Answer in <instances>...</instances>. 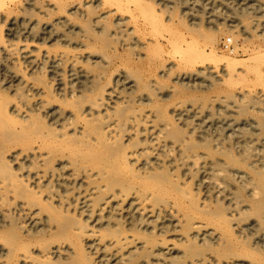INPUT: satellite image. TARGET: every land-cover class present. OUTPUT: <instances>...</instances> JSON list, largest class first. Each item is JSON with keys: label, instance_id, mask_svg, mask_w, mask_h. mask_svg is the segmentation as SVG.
<instances>
[{"label": "bare ground", "instance_id": "1", "mask_svg": "<svg viewBox=\"0 0 264 264\" xmlns=\"http://www.w3.org/2000/svg\"><path fill=\"white\" fill-rule=\"evenodd\" d=\"M173 1L0 0V264H264V93L212 30L222 76L166 87V45L184 72L203 38H166ZM227 8L264 34V0Z\"/></svg>", "mask_w": 264, "mask_h": 264}, {"label": "rangeland", "instance_id": "2", "mask_svg": "<svg viewBox=\"0 0 264 264\" xmlns=\"http://www.w3.org/2000/svg\"><path fill=\"white\" fill-rule=\"evenodd\" d=\"M176 1V0H174ZM173 1V5H168V7H166V16L164 17L165 21H166V38L167 37H171V36H180V34H183L184 36H189L187 30L189 32H195L196 28H199L198 31L202 32V37L203 38H199L198 41V46H199V50L201 51L200 57H198V62L197 65L195 67V69H189L188 71H184V72H180L179 68L181 67H177L179 65H177V58L173 57V54H175V52L166 45V65L170 66L171 62L174 65V67H172L171 64V71L172 74H167L166 75V87H173L176 85V82L174 83V78H176V75H181L184 74L186 72L189 73H194L197 76H203V75H198L199 71L204 70V71H209L212 70L214 72H216L219 76H222L221 74L224 73L225 71V67L221 62H216L213 61V59L211 58V45L209 44V42L204 39L206 34H208V32L210 30L216 32L217 35V41L214 45V48L216 49L217 53L219 56H234L235 58H237L238 60H242L244 62V66L243 69L245 71L244 75L245 77V81H246V86H247V90L248 92H253L251 94L250 92V96L252 97V95L254 96H259L261 92L264 93V59L262 57H264V34L262 35V31L259 28V30H255V32H257L256 34L254 33V31L251 29V36L248 37L247 39H245V36H240L238 35V33H234L231 34L229 33L227 30L230 29V25H232V23L230 22V17H231V13L230 10H228V5H231V1L232 0H215L214 2H216V4H213V0H210L211 4L210 5H214V8H212V10L214 9V11L217 13V18L216 16H213L211 14V10H202L200 8H195L192 7V5H190V9L192 12H194L198 17H200L202 19V21L199 20H190V18H188L187 14L189 13V11H187L185 9V6L183 5L182 2H184V0H177V2L180 3H176ZM207 3V2H205ZM167 6V4H166ZM187 11V13L185 14V12ZM251 15V14H249ZM164 16V15H163ZM187 16V17H186ZM253 20L256 18H254V16H257L255 13H253L252 15ZM260 16V15H259ZM262 16V15H261ZM240 19L242 21H244V24L247 22V25H249V21L251 20L250 16L247 15V18L245 17V19L242 18V16H239ZM250 17V18H249ZM139 18L141 20V17L138 16L136 17V20L133 19V22L136 21V23H140V20L137 19ZM249 18V19H248ZM251 20V21H253ZM132 21L131 19H128L127 22H129V24H136L135 22H130ZM213 21V23L210 25L209 22ZM250 21V22H251ZM264 21V20H263ZM111 23L112 26L109 24ZM108 25L109 27H114L113 23L111 21H109ZM191 25H195L194 27H191ZM2 34L3 36L6 37L4 38V40L6 39H10L8 38V26L2 25ZM188 29H187V27ZM189 26L190 28H194V31L191 29L189 30ZM114 30V29H113ZM125 31V36L119 35V37L117 36V38L120 40H125L123 39V36L126 38L129 37L130 35V39L129 42L131 41V38L139 36L142 33V30H136V32H132V31ZM197 31V30H196ZM139 32V33H137ZM188 34H187V33ZM205 32V34H204ZM211 32V31H210ZM209 32V33H210ZM261 32V33H260ZM138 35H137V34ZM190 33V34H191ZM254 33V34H253ZM262 35H260V34ZM264 33V32H263ZM133 34V35H132ZM260 35V36H259ZM122 36V37H121ZM227 39H231V45L232 48L231 49H226L225 48V43ZM127 41V40H125ZM128 42V41H127ZM53 43V42H52ZM52 43H47L50 44L48 46H51ZM111 44V43H110ZM112 45H115L119 48V51L121 54H125L123 52V49L121 47H119L116 43V41H114V44L112 43ZM237 45V47H236ZM57 46V47H56ZM52 48H58V45L56 44L55 46H51ZM60 47V46H59ZM113 47V46H112ZM177 56V55H175ZM169 63V64H168ZM178 68V69H176ZM238 68H242V67H238ZM173 69V70H172ZM182 70L184 69L183 67L181 68ZM180 69V70H181ZM200 69V70H199ZM208 69V70H207ZM192 70H195L192 71ZM224 70V71H223ZM202 71V72H204ZM218 71V72H217ZM221 71V74H219ZM175 72V73H174ZM168 76V77H167ZM247 78V79H246ZM249 80V81H248ZM250 89H249V88ZM166 88V90H167ZM260 110V111H259ZM256 111L259 114H264V105L260 104L257 106ZM254 110V112L256 114H258Z\"/></svg>", "mask_w": 264, "mask_h": 264}, {"label": "built area", "instance_id": "3", "mask_svg": "<svg viewBox=\"0 0 264 264\" xmlns=\"http://www.w3.org/2000/svg\"><path fill=\"white\" fill-rule=\"evenodd\" d=\"M231 42H232V41H231L230 39H227V40H226V43H225V48H226V49H231V48H232Z\"/></svg>", "mask_w": 264, "mask_h": 264}]
</instances>
